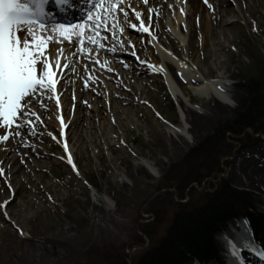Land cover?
<instances>
[{"label":"rangeland","instance_id":"obj_1","mask_svg":"<svg viewBox=\"0 0 264 264\" xmlns=\"http://www.w3.org/2000/svg\"><path fill=\"white\" fill-rule=\"evenodd\" d=\"M246 18V21L239 19L233 42L225 43V50L219 55L220 59L228 63L224 76H229L233 84V106L227 110L214 108L213 111H207L209 119L204 128H197L191 133L179 132L183 136L173 132L184 127L183 112L176 98L169 93L161 75L155 73L145 90L146 99L121 107L127 109L129 117L120 118V124L116 118H111L105 126V129L111 127L106 131L107 140L104 142L97 133L95 142L91 145L87 142V149L77 154L80 166L78 170L69 165L62 145L51 138L52 135L41 118V131L35 130L38 139L46 135L51 139L48 138L50 142L47 144L38 141L34 145L48 154L51 161L44 166L41 181L38 176L31 174L33 181L25 180L23 184H17L19 191L16 194L8 188L9 183L0 187V202L12 199L6 211L12 220L7 218L14 223L11 224L0 211V264H109L105 260H97V254L103 252L98 246L103 245L102 238L110 239L116 244L129 243L131 236L136 233L133 232L136 216L142 214L148 217L143 214L146 212L143 211L146 202L158 193L157 188L168 183L167 180L170 183L169 178H164L165 174L161 177V171L165 169L172 175L174 171L182 172L184 168L178 164V158L199 137L214 133L218 122L231 118L236 111L241 95L237 88L240 75L249 70L254 72L256 67V60L249 55V39L257 44L260 60L264 63V5L256 7L251 18L246 14ZM199 50L200 46H197V51ZM84 67L85 65L82 66ZM217 73L218 70L213 68L209 76L215 78ZM186 89L193 98L192 106L201 107L203 103L206 104V99H201L193 95L191 89ZM168 98L172 100L178 117L170 112ZM35 102L37 103H32V106L41 115L40 102ZM43 103L48 107V101L44 100ZM52 105L54 106L53 102ZM4 131L7 130L0 131V134ZM250 135L253 136L245 132L240 138L236 137L240 142L228 137L226 145L229 152L234 147L235 149L232 154L228 153L227 157L220 159V164L223 160L224 176L229 170L235 174L241 173V165L245 164L247 168L248 165L250 168L254 167L252 172L255 174L262 172L251 161L252 156L257 157L254 153L247 155L244 162L235 159L236 156L242 158L243 149L251 144L256 145L263 154L262 137ZM240 145L242 148L238 150ZM5 146H11V139L5 142ZM146 160L151 163L147 166L150 174H142L140 171L142 162L145 164ZM218 169H221L220 165ZM230 179L231 181L225 178L231 186L251 192L256 207L264 210L263 195L236 178ZM207 184L206 188L212 186ZM165 195V192L158 194L151 203L164 199ZM70 202L72 206H68ZM68 211L70 217H65ZM142 216L140 218L148 220ZM66 248L72 251L74 259L68 260L72 253ZM142 249L141 244L139 249L132 247L129 254L135 255L137 250L140 252Z\"/></svg>","mask_w":264,"mask_h":264},{"label":"bare ground","instance_id":"obj_2","mask_svg":"<svg viewBox=\"0 0 264 264\" xmlns=\"http://www.w3.org/2000/svg\"><path fill=\"white\" fill-rule=\"evenodd\" d=\"M130 3L136 11L143 14L142 18L145 23L150 25V33L122 25L125 28L122 36L119 29H116V38L109 37L104 40L106 50L113 47L117 49L114 52L108 50L110 56H107L106 51L90 48L92 59H88L86 55L83 56V53L78 51L80 44H78L75 35L72 37L75 41V46H73L68 41L57 43L56 41H62V37L57 31H53L54 27L44 33L46 36L49 34L52 36V42L48 44V55L52 59L54 69L55 61L59 57L61 67L63 63L69 62L74 66L75 71L71 68L63 70L64 80L62 83H58L60 107L56 109L57 106L55 108L50 100H46L49 102L48 107L40 108L42 111L40 116L47 128L60 141L63 139L64 144L67 142L68 150L65 153V158L67 159L70 154L77 169L80 168L77 154L87 149L85 144L87 142L90 145L93 144L97 133L105 142L107 140L106 131L111 129L110 126L109 129H105V126L109 124L111 118H116L117 123L120 124V118L129 117L127 109L121 107L130 105L133 101L138 103L146 99L145 90L154 79V73L161 75L163 82L167 83L169 91L181 106L184 127L173 131L179 136H183L179 132L191 133L197 128H204L207 125L206 120L209 119L207 111H213L214 108L227 110L233 106L231 102L233 84L229 76H224L228 63L224 59H220L219 55L225 50V43L233 42L239 19L242 18L246 21V14L251 18L255 8L264 5V0H207V3L205 0H148L147 4L142 3V0H130ZM148 9H152V11L149 12ZM92 12L98 14V10L95 8ZM133 15L130 14L131 22L139 24L132 18ZM148 17H151L150 21ZM121 19L123 18L121 17ZM76 24L78 23L74 25ZM76 31L79 32L80 29H76ZM112 31L109 30L108 36ZM129 41L135 44L137 56L140 61L145 62L144 65H139L136 57L130 54ZM197 43L198 45H195ZM197 46H200L199 51H197ZM61 48L69 49L65 54L66 61L60 54ZM72 53H76V55ZM95 59H100V62L107 66L104 71L108 81L105 78L101 80L103 76L101 70H96L95 74L93 73L97 67ZM121 61L126 62L129 67H124ZM85 64L88 72L82 69V65ZM108 68L113 71H109ZM213 68L218 70L215 78L209 76ZM77 72L78 77L76 76ZM89 76H92L95 82L89 81L90 87L85 89L84 81ZM184 86L191 89L193 95L206 99V104L203 103L201 107L192 106L193 98ZM73 94L76 96L75 100H73ZM36 103L33 102V104ZM32 109L36 111L33 106ZM61 115L64 124L67 125L63 129L59 118ZM40 124L41 122H36V131H41ZM56 128L59 133L56 132ZM62 130L63 136L61 135ZM30 131V128L22 131L23 139L21 137L11 139L10 147H4L5 142H0V167L5 170L4 175L0 176V187L9 183L11 188L9 185L8 188L13 194L19 191L17 184H23L25 180L33 181L31 174L38 176V180L41 181L43 168L51 161L48 154L41 152L34 145V143L46 141L48 138L43 136L38 139V134L31 135ZM231 134L233 133L230 131H224L219 143L226 145ZM263 137L264 135L262 136L264 140ZM24 144H27L28 147L25 148ZM190 147L192 145L188 149ZM240 148H242L241 145L237 149ZM253 153L257 157L252 156L251 161L255 162V166H258L262 172L255 174L254 171L252 172L254 167L250 168L248 165L250 169L248 170L245 164L241 165L243 170L241 173L235 174L229 170L225 174V178L230 181V178H236L248 188H254L264 196V152L262 154L256 145L251 144L243 149L242 158L239 159L236 156L235 159L244 162L247 155ZM142 163L140 170L142 174H150L147 166H150L151 163L148 160L145 161V164ZM238 170L240 171V169ZM11 202L12 199L4 208L7 209ZM0 211L6 219H8L7 217L11 219L8 213L7 216L4 214L6 210L3 211L0 208ZM244 221L246 220L233 221L225 232L216 236L222 255L228 264H234V257L230 255L229 241L236 243L240 248V259L243 251L251 250L244 248L243 241L240 239V234L245 227L252 248H257L251 239L249 226L248 224L244 225ZM10 222L14 225L13 221Z\"/></svg>","mask_w":264,"mask_h":264},{"label":"trees","instance_id":"obj_3","mask_svg":"<svg viewBox=\"0 0 264 264\" xmlns=\"http://www.w3.org/2000/svg\"><path fill=\"white\" fill-rule=\"evenodd\" d=\"M248 50L251 58L256 60V67L254 72L249 70L246 72L248 74L243 72L240 75L237 88L241 95L236 111L231 118L220 120L214 133L199 137L178 158V164L184 168L182 172L174 171V176L164 171V178H169L170 183L167 180L163 187H175L180 198H183V192L190 184L195 182L201 185L204 179L215 178L220 171L219 161L229 152L227 145L219 143L224 131L240 135L245 128H249L254 133L264 134V63L260 60L256 43L251 41ZM165 194L164 199L149 204L148 210L154 214L153 220L138 224L139 231L151 240V244L132 259V264H185L190 259L218 260L213 234L222 230L227 221L241 215L249 218L256 235L264 240V214L251 211L253 200L250 193L233 188L226 180H221L212 191L197 192L194 187L191 188V199L185 204H173L170 194ZM68 206H72V202ZM140 217L137 216L136 223ZM133 232L136 233L131 236V243L142 244V236L135 228ZM102 240L103 245L98 246L103 252L97 254V260L126 264L119 247L121 245L105 237ZM66 250L72 253L69 248ZM73 255L68 260L74 259ZM84 260L87 261L85 257Z\"/></svg>","mask_w":264,"mask_h":264},{"label":"snow or ice","instance_id":"obj_4","mask_svg":"<svg viewBox=\"0 0 264 264\" xmlns=\"http://www.w3.org/2000/svg\"><path fill=\"white\" fill-rule=\"evenodd\" d=\"M83 2L85 0H81V3ZM86 2L97 9L98 14L94 16L90 8L87 14L88 19L84 24H59L54 26L53 31H57L62 37V41H56L57 43L68 41L75 46L72 37L77 36L80 41L78 51L85 54L88 59H92V56L85 45H91L98 50L105 49L106 45L102 41L109 38L104 33H108L110 29L113 30L111 38H116V29H119L122 36L125 31L122 25L150 33V25L145 23L143 14L132 7L130 0H86ZM48 3L49 0H0V131L7 130L0 134V142H8L16 137L23 139L22 131L29 128L31 129L29 134L35 135L36 122L42 121L41 116L32 109V103L39 101L40 107H46L44 100L55 99L56 106L59 108L60 93L57 84L64 80L63 70L71 68L75 71L74 66L69 62L63 63L61 67L59 57L55 61V69L53 68L52 59L48 55V44L52 42V36L44 35L48 31L45 18L51 16V13L45 10ZM142 3L147 4L148 0H142ZM55 4L61 12L74 6L72 0H55ZM148 11L151 12L152 9ZM130 14H134L132 18L139 24L131 22ZM148 20L150 21L151 17H148ZM76 29L80 31L77 32ZM129 44L130 54L139 60L135 44L131 41ZM108 50L117 51L115 47ZM59 51L66 61L65 54L69 49L61 48ZM72 54L76 55V53ZM94 62L101 68L106 67L105 64L100 63L99 59H95ZM140 62L144 63V61ZM121 63L124 67H129L126 62L121 61ZM84 70L88 71L87 66ZM108 70L113 71L111 68ZM89 81L95 82L94 78L89 76L84 81L85 89L90 87ZM75 99L76 96L73 94V100ZM59 118L63 129L67 125L64 124L62 115ZM61 135H64L63 130ZM23 146L28 147L27 144ZM64 147L67 151V142ZM68 163L72 164L70 154ZM4 172V168L0 167V176H3ZM9 188H11L10 185ZM7 203L8 201H5L4 204H0V208H4ZM4 214L7 216L6 211ZM243 223L246 225L247 221ZM240 239L243 241L244 248L254 250L256 255L264 261V248H252L246 227L241 232ZM228 243L230 255L234 257V264H243L240 259V248L232 241Z\"/></svg>","mask_w":264,"mask_h":264}]
</instances>
